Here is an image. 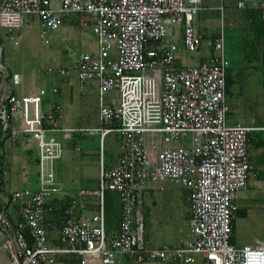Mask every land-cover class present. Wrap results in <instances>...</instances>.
Listing matches in <instances>:
<instances>
[{
    "label": "built area",
    "instance_id": "obj_1",
    "mask_svg": "<svg viewBox=\"0 0 264 264\" xmlns=\"http://www.w3.org/2000/svg\"><path fill=\"white\" fill-rule=\"evenodd\" d=\"M208 1L225 12L228 0H0V30L8 31L14 47L23 41L17 30L27 17L38 18L43 46L50 44L51 32L61 36L66 17L84 18L98 47L79 53L76 70L82 85L97 82L101 96L99 126L65 128L63 105L48 99L59 88L26 89L23 74L4 64L0 46V187L6 143L33 141L37 147L38 188L11 193L18 220L8 218L5 206L0 214L14 264H58L64 254L82 256V264H121L125 257L135 264H197L198 256L206 264H264V235L254 245L232 243L235 195L247 189L251 175L250 133L260 132L264 139V126L229 122L231 61L224 28L210 41L213 53L206 60L177 63V27L186 51L200 52L207 41L195 23ZM237 7L259 10L264 31V0H239ZM148 78L155 92L148 90ZM113 132L121 137V154L115 166L106 167L103 147ZM89 135L100 137L98 183L72 193L59 180L57 164L69 145L79 153L80 136ZM172 142L180 144L166 146ZM262 153L264 160V146ZM167 183L190 192V232L179 246L148 247L144 196ZM108 193H117L121 204V222L112 233ZM50 213L63 217L57 245L50 243Z\"/></svg>",
    "mask_w": 264,
    "mask_h": 264
},
{
    "label": "crops",
    "instance_id": "obj_2",
    "mask_svg": "<svg viewBox=\"0 0 264 264\" xmlns=\"http://www.w3.org/2000/svg\"><path fill=\"white\" fill-rule=\"evenodd\" d=\"M239 0H228L226 5V11L234 6L237 7ZM250 2H248L249 4ZM216 2H206L203 11L198 16L196 21V27L198 30L204 32L207 41L203 45L202 51H200V57L196 60V64L206 60L212 53L208 46L211 45L210 41L218 36L221 29L223 28V14L217 8ZM79 17V16H74ZM69 17H66L64 21H67ZM82 18V17H81ZM84 19V18H82ZM39 21V20H38ZM64 26V24H63ZM179 35L176 36V41L180 46L178 53V64H186L188 59V53L183 45V36L181 27H177ZM95 35V34H94ZM209 37V38H208ZM96 38V36H95ZM97 41V40H96ZM98 47V46H97ZM97 52V48L94 52ZM198 53V52H197ZM230 73V72H229ZM79 84V89H78ZM90 87V91L98 93V84L95 81H89L83 85L80 83L78 78V72L67 75H61L58 71L50 74L47 78V85H41L40 87H46L51 91L52 87L59 88L57 95L49 94L48 99H52L59 102L64 107V120L63 125L65 128H77L73 125L74 120H84V114L87 110L88 102H86L85 89ZM230 93V86L227 94ZM229 98V95H228ZM99 107L101 102L98 103ZM234 103L231 106L233 108ZM82 112L78 116L74 110L78 109ZM99 111V109H98ZM99 114V113H98ZM230 124L242 123L246 126H264V124H249L246 122H240L233 117L229 118ZM78 126V125H77ZM86 136H80V143L82 138ZM121 138V137H120ZM121 145V139H120ZM264 146V139L260 132L253 131L250 133V142L248 145V156L250 162V179L249 185L246 190L239 191L235 195L236 210L234 214V234L232 243L237 247H243L245 245H254L259 242L264 235V216H263V194H264V178L262 172L264 170V160L262 149ZM99 147L100 144H99ZM36 152L37 158V147L33 141H24L13 143L8 141L5 145L6 156L3 162V183L0 187V214H3V207L7 208L6 215L12 220H18L17 209L14 204L9 202L10 195L15 190L30 188H38V166L36 163L37 178L33 180L32 172L33 168L29 167L31 155V149ZM121 148V147H120ZM71 155L73 150L68 146ZM66 149V151H67ZM33 151V152H34ZM67 153V152H66ZM121 154V149H120ZM119 154V157H120ZM69 156V155H68ZM104 157V155H103ZM118 157V160H119ZM90 159L89 157H82L77 160L76 164H70L72 161L70 157L62 160L66 167L63 170L62 182L65 189L76 193L81 189L92 190L97 186L98 179L95 178L94 170H90ZM118 160H111L110 164L106 166L105 159L104 163L106 167H113L118 163ZM75 168L77 171H75ZM87 175L86 173L88 172ZM73 172L78 174L73 175ZM100 173V169H99ZM148 195L149 201L154 205V212L157 213L153 219L151 212L149 211L150 222H153L151 230L145 236V242L148 247L161 248L163 246H179L181 241L189 234L191 224V210H190V192L187 188L175 185L173 183H167L160 188L158 185H154L144 196ZM107 196L111 198L112 205L108 209ZM158 207V209H157ZM116 209L118 214L115 218L114 210ZM91 213L87 216L90 217ZM159 220V223H155L154 220ZM106 219H107V230L112 233L117 230L121 222V204L119 195L117 193H108L106 195ZM115 219V220H114ZM244 222L243 229H240L238 222ZM47 222L49 224L48 232L50 237V243L57 245V238L62 228L63 217L57 215V213L47 214ZM10 232H5L0 229V264H14L13 260V248L10 239ZM58 264H82L83 257L80 255L64 254L57 257ZM121 264H135L133 259L125 257L122 259ZM149 264H173L172 262H152ZM197 264H206V260L198 256Z\"/></svg>",
    "mask_w": 264,
    "mask_h": 264
},
{
    "label": "rangeland",
    "instance_id": "obj_3",
    "mask_svg": "<svg viewBox=\"0 0 264 264\" xmlns=\"http://www.w3.org/2000/svg\"><path fill=\"white\" fill-rule=\"evenodd\" d=\"M244 11L245 9H239L234 6L223 14L226 54L231 61L229 77L232 81L229 85L230 93L228 94L227 102L230 106V116L233 119L249 124H254L255 122V124L259 125L264 124V40L258 37L255 32L247 30L248 23ZM68 17L67 21H64V26L60 32L61 36L59 37L57 32H51L49 35L50 44L47 46H43L41 41L40 22L36 17L25 18L22 28L17 30V32L21 31L24 35L19 47H14V44L9 39L8 31L5 29L0 30V46H2L4 64L10 70L23 74L26 89L28 87L47 85L48 69H53L54 71L65 69L70 73L77 71L75 63L79 53L94 52L96 50L97 41L91 26L86 23L87 21L81 17H74V15ZM12 20L18 21L19 19L13 18ZM19 34L20 32L17 33V35ZM208 47L213 51V44ZM187 52L188 59L185 63L187 65L196 64L201 52ZM148 90L155 92V86H153L151 78H148ZM85 95L87 97L86 102H88L87 110L84 114L85 119H81V121L74 120L73 125L77 128L97 127L100 124L98 114L100 107L98 103L101 102V96L99 90L98 93L90 91V87L87 85ZM111 97V94L105 96L103 102L106 103ZM233 103L234 105L231 109ZM74 112L77 114L74 117L78 116L79 113L82 115L79 108L75 109ZM120 139V135L115 132L105 138L103 155L106 166L110 164L111 160H118L121 149ZM99 144V136H86L81 140V151L79 153L73 152V155H71V152L67 149V153L65 152L66 158L70 157L72 161L70 164H73V162L76 164L78 159L89 157L92 159L89 165L90 170H94L95 178L98 179L102 156V149ZM179 144L180 142H172L166 144V146L176 147ZM33 151L34 149L32 148V158H30V161L28 159V162H30L29 167L33 168L32 178L36 180L37 158L36 152ZM66 164L63 161L57 164V173L61 182L64 181L63 170ZM75 171H77L76 168ZM76 174L78 173L73 172V175ZM86 174H89V169ZM147 197L148 195L145 197V205L142 209L145 236H147L153 225L148 216L149 211L153 219L157 215L154 212L156 211L154 210V205L148 199L150 197ZM111 205V198L107 196L108 209ZM116 213L115 209V218L118 215ZM57 215L60 214L57 213ZM154 221L157 224L159 223L158 219ZM238 225L240 229H243L245 224L242 220L238 222Z\"/></svg>",
    "mask_w": 264,
    "mask_h": 264
},
{
    "label": "trees",
    "instance_id": "obj_4",
    "mask_svg": "<svg viewBox=\"0 0 264 264\" xmlns=\"http://www.w3.org/2000/svg\"><path fill=\"white\" fill-rule=\"evenodd\" d=\"M244 15L248 23V29L250 32H255V34L264 39V31L262 27L261 12L255 9H245ZM230 77L228 76V89L231 84Z\"/></svg>",
    "mask_w": 264,
    "mask_h": 264
}]
</instances>
